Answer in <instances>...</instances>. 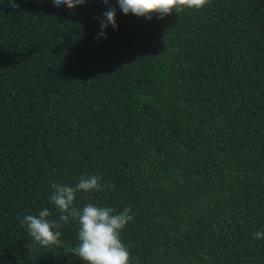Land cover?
I'll list each match as a JSON object with an SVG mask.
<instances>
[{"label": "trees", "instance_id": "trees-1", "mask_svg": "<svg viewBox=\"0 0 264 264\" xmlns=\"http://www.w3.org/2000/svg\"><path fill=\"white\" fill-rule=\"evenodd\" d=\"M0 0V264H84L34 245L20 220L48 208L51 184L130 207L131 264H264V0H211L151 20L116 0L74 10ZM116 7L118 30L97 35Z\"/></svg>", "mask_w": 264, "mask_h": 264}, {"label": "clouds", "instance_id": "clouds-1", "mask_svg": "<svg viewBox=\"0 0 264 264\" xmlns=\"http://www.w3.org/2000/svg\"><path fill=\"white\" fill-rule=\"evenodd\" d=\"M10 7L18 8L14 0H5ZM54 6L74 10L86 0H51ZM109 4V0H102ZM211 0H116V4L125 14H133L137 17H145L148 20L157 14L163 18L173 12L180 13L185 9L201 10L208 6ZM99 37L107 39L105 29L111 25L113 30H118L116 22V7L109 6L100 17ZM114 185L101 183V177L81 175L74 186L53 182L50 203L58 211L57 219H50L52 213L48 208L40 210L38 214H27L20 220L26 228L28 236L34 245L44 248L62 246L61 229L70 221L78 224V244L70 249V253L80 258L84 264H131V253L121 239V232L126 225L133 220L130 215L131 208L125 207L117 213L112 207L98 206L95 203H87L82 209L75 207L74 201L78 192H100L111 190ZM252 237L264 239V231H253Z\"/></svg>", "mask_w": 264, "mask_h": 264}]
</instances>
